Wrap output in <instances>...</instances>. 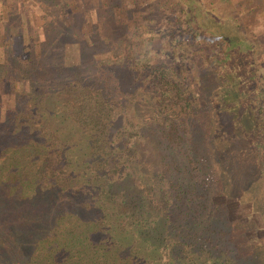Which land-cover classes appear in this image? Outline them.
I'll return each mask as SVG.
<instances>
[{"label": "trees", "instance_id": "1", "mask_svg": "<svg viewBox=\"0 0 264 264\" xmlns=\"http://www.w3.org/2000/svg\"><path fill=\"white\" fill-rule=\"evenodd\" d=\"M170 1L191 38L179 62L143 64L129 48H105L94 68L57 64L28 95L7 92L0 264H264V188L255 201L242 191L249 179L264 185L263 76L253 60L231 79L227 59L233 34L249 45L234 15L242 2ZM12 38L0 83L38 77L32 48L17 59L23 41ZM212 88L216 106L234 91L249 117L241 129L226 121L234 144L227 136L222 150Z\"/></svg>", "mask_w": 264, "mask_h": 264}, {"label": "rangeland", "instance_id": "2", "mask_svg": "<svg viewBox=\"0 0 264 264\" xmlns=\"http://www.w3.org/2000/svg\"><path fill=\"white\" fill-rule=\"evenodd\" d=\"M230 2L232 4L242 2L237 6L238 10L234 15H238L237 21L244 25V30L248 33L245 36L249 41V45L243 44L241 39L233 34L235 37H231L230 41L225 43L229 48L227 59L234 66L231 79H239L240 73L249 74L248 68H251L254 60L258 68V76H263L260 80L264 83V0H230ZM226 3L227 1L223 2L221 7L227 6ZM162 6L166 8L161 10ZM174 6L175 4L170 0H0V62L7 60V51L14 41L12 35L15 34L19 42L23 41V49L21 53L18 51L20 54H17V59H21L26 54V50L32 48L36 55L35 62L41 68L40 75L31 77L29 81L23 78H10L0 83L2 94L0 122L5 123L3 115L7 92L28 95L31 92L30 87L38 89L45 84L46 79L50 78L47 76L50 73L48 67L77 62L81 72H85L86 66L94 68L91 63L92 58L108 57L106 51H100L105 48H111L117 56L121 51L129 48L137 54L131 55L135 62L143 64L151 61L156 64L179 62V56L187 50L191 38L188 37L187 29L183 30V27H178V24L172 22L174 14L177 15ZM243 8L248 10L244 13V17H241ZM150 33L155 35L154 40H151ZM158 34L163 41L157 37ZM92 51L97 52L90 57ZM183 60V63L187 62V59ZM34 68L35 66H30L31 73L34 72ZM186 73L184 71L181 75L186 76ZM188 73L191 74L192 71L189 69ZM241 80L245 83L246 79L241 78ZM246 84L242 85L243 93L251 91L252 85ZM206 88L204 87L201 92ZM212 92H214L213 88ZM236 94L231 91L224 99L219 100L218 108L215 105L216 93L210 96L214 106L216 121L214 125L227 134H218L214 137L220 150L228 142L230 143V137L234 144V136L230 135L226 121L233 124L230 126L231 130L241 129L243 125L249 123L248 115L245 116L242 105L234 98ZM219 113L222 116H219ZM227 136L230 137L225 139ZM238 163H240L239 159H231L230 171L234 179L235 176L239 177V174H235ZM249 172V169L245 170V175L250 174L252 177V173ZM249 181V189L242 191L248 199L255 201V196L260 193L258 189L260 191L264 185H257L252 179ZM250 217L253 215L248 212L247 218Z\"/></svg>", "mask_w": 264, "mask_h": 264}]
</instances>
